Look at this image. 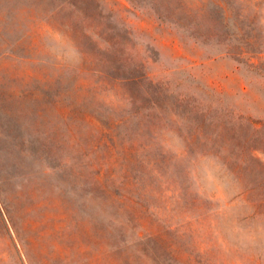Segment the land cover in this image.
Here are the masks:
<instances>
[{"label": "rangeland", "instance_id": "rangeland-1", "mask_svg": "<svg viewBox=\"0 0 264 264\" xmlns=\"http://www.w3.org/2000/svg\"><path fill=\"white\" fill-rule=\"evenodd\" d=\"M225 1L233 13L215 0H0V138L11 149L0 264H127L126 246L145 235L217 264L264 259V218L245 194L256 163L241 162L242 182L224 163L251 149L264 161V10ZM239 29L254 38L248 54ZM133 99L166 111L144 125L158 142L152 164L127 168L142 201L126 209L106 192L123 171L103 135ZM161 143L169 163L155 172Z\"/></svg>", "mask_w": 264, "mask_h": 264}, {"label": "trees", "instance_id": "trees-1", "mask_svg": "<svg viewBox=\"0 0 264 264\" xmlns=\"http://www.w3.org/2000/svg\"><path fill=\"white\" fill-rule=\"evenodd\" d=\"M218 2L224 12L233 13V9L227 5L225 0H215ZM252 6L254 9V15L256 17L259 11L264 10V0H244L242 11H247L248 7ZM235 14V13H234ZM237 17V16H236ZM239 17V15H238ZM245 17H247L245 15ZM253 23V22H251ZM252 25V24H251ZM239 34L237 40L240 44V54L250 53V47L254 43V38L246 35L241 29H239ZM256 56V55H255ZM254 69H258L259 66L251 65ZM102 73L104 77H110L104 71H98ZM134 82H137L134 80ZM133 98V97H128ZM132 104L134 105V109L129 111L127 114L123 113L118 119L109 118L107 121V133L103 135V140H107L108 149H114L118 151V155L122 157L121 170L123 171V175L121 177L116 178L111 177L112 186L106 188V192L110 194L113 199H116L117 202L121 204L123 208L129 209L134 207L135 205H141L142 195L138 193L140 191V183L138 180H132L128 171V167L130 164L134 163V161L140 159L141 161L152 164L149 159V154L153 151L154 142H158L155 132L153 129L147 128L149 132H151L153 139L149 141H145L143 130H145V124L151 123L153 126V111H158L160 116V121L163 120L162 113L166 110L163 109L159 104L153 103L149 107H145L143 104L139 103L135 99H133ZM185 100H178V105L173 107L171 110L172 115H179V110L181 111L184 106ZM110 109H115V107L110 106ZM181 114V113H180ZM131 118L137 120L138 131L134 133H129L128 131L121 135L118 130L122 127L128 128V123ZM243 119H239V123H242ZM222 127V126H221ZM220 127V128H221ZM173 128V127H172ZM175 129H179L178 123L175 124ZM259 130H255L257 133ZM218 136L220 135L217 132ZM2 133L0 132V137ZM186 138V143L188 146L193 145V138L189 135ZM161 143V149L153 164H156L157 168H153L154 171L159 172L162 167L168 165L169 158L165 156L163 146ZM15 148H18L20 145L18 143L13 144ZM159 150V149H158ZM256 149H251L250 155L254 154ZM243 154V151H240ZM250 157V160L246 159L245 161L240 158L237 161H228L224 160V163L227 164L228 169L235 173V176L239 181H243L244 177L242 174V163L246 164V167H249V161L256 163V173L259 175L258 183L256 186L247 185V189L245 194L247 195L246 202L249 203L253 210V215L256 220H260L264 218V161L256 158L254 156ZM11 149L10 147L5 146L0 138V169L9 174V166L8 161L10 160ZM221 157V156H220ZM117 188L119 190V194H114V189ZM142 192V191H141ZM137 196L136 198L134 196ZM132 205V206H131ZM216 244V243H214ZM224 244V243H223ZM222 244V245H223ZM181 244L177 242V240L172 239L166 235H145L143 237L139 236L135 241L134 248L131 246H126L127 252V264H217L213 261L212 255L209 253L197 255H193L194 253H182ZM132 249L131 252L127 250ZM255 264H264V259L261 261H256Z\"/></svg>", "mask_w": 264, "mask_h": 264}]
</instances>
